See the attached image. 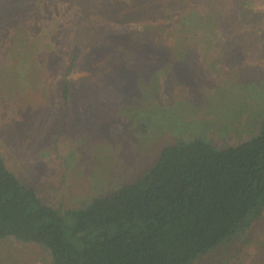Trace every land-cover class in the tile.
<instances>
[{
  "label": "rangeland",
  "instance_id": "1",
  "mask_svg": "<svg viewBox=\"0 0 264 264\" xmlns=\"http://www.w3.org/2000/svg\"><path fill=\"white\" fill-rule=\"evenodd\" d=\"M211 1L187 7L224 15L217 25L225 39L214 43L169 36L172 24L138 39L128 26L135 12L108 17L100 33L88 20L45 22L32 53L2 57L0 154L7 165L44 201L78 207L135 179L178 135L224 146L256 133L264 118V0L243 7ZM247 219L233 244L193 264H264V214ZM0 264L54 263L39 243L8 236L0 239Z\"/></svg>",
  "mask_w": 264,
  "mask_h": 264
},
{
  "label": "trees",
  "instance_id": "2",
  "mask_svg": "<svg viewBox=\"0 0 264 264\" xmlns=\"http://www.w3.org/2000/svg\"><path fill=\"white\" fill-rule=\"evenodd\" d=\"M189 1L0 0V66L7 54L23 58L38 48L35 42L45 37L50 19L88 20L100 33L108 22L99 24L108 17L125 19L126 12H135L128 26L138 39L171 24L169 36L176 39H225L224 15L218 12L216 18L193 3L188 8ZM73 63L63 80L66 100L75 80ZM259 124L246 140L224 146L202 135H178L135 179L78 207L44 201L0 154V239L37 242L54 264H193L222 243L233 244L249 216L264 214V118Z\"/></svg>",
  "mask_w": 264,
  "mask_h": 264
}]
</instances>
